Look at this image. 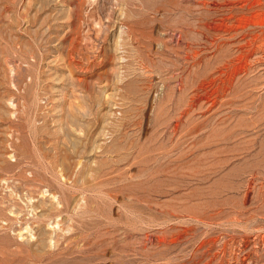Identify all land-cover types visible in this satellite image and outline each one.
<instances>
[{"label":"rangeland","instance_id":"374dc122","mask_svg":"<svg viewBox=\"0 0 264 264\" xmlns=\"http://www.w3.org/2000/svg\"><path fill=\"white\" fill-rule=\"evenodd\" d=\"M87 263L264 264V0H0V264Z\"/></svg>","mask_w":264,"mask_h":264},{"label":"bare ground","instance_id":"6f19581e","mask_svg":"<svg viewBox=\"0 0 264 264\" xmlns=\"http://www.w3.org/2000/svg\"><path fill=\"white\" fill-rule=\"evenodd\" d=\"M74 44V43H73ZM72 46V45H71ZM226 74V73H225ZM37 152V151H36ZM44 159V158H43ZM64 185V184H63ZM73 187V186H72ZM72 187H71V189H72ZM75 187V186H74ZM73 187V188H74ZM68 188V187H67ZM74 192V191H73ZM66 198V197H65ZM91 249V248H90ZM93 249H95V248H93ZM83 253V252H82ZM71 254V253H70ZM45 255V254H44ZM89 262V261H88ZM87 264H89V263H87Z\"/></svg>","mask_w":264,"mask_h":264}]
</instances>
